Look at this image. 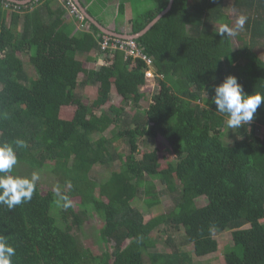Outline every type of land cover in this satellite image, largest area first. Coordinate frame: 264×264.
Here are the masks:
<instances>
[{"label":"trees","instance_id":"16d2710c","mask_svg":"<svg viewBox=\"0 0 264 264\" xmlns=\"http://www.w3.org/2000/svg\"><path fill=\"white\" fill-rule=\"evenodd\" d=\"M44 1L22 7L28 13L23 11L21 34L14 28L17 2L0 0V143H27L16 149L13 175L30 178L34 170L46 169L58 188L44 191L38 180L31 200L13 209L0 204V235L15 248L13 264H194L218 253L215 236L227 231L234 247L224 253L225 264H264V102L250 125L232 130L234 158L225 147L227 114L212 103L215 86L230 75L246 94H264V57L256 51L264 46V0H174L170 11L135 39L151 67L124 52L104 50L97 34H56V26L40 17ZM171 1L153 0L154 9L135 25L133 36ZM231 10L244 18L242 25L230 17ZM9 14L14 25L7 23ZM192 16L202 23L189 25ZM233 24L241 26L239 48L216 34L218 26ZM19 54L28 55L29 62ZM93 54L103 65L81 69L78 57ZM149 70L159 90L142 109ZM81 73L84 87L103 90L113 84L136 113L111 106L100 107L98 114L97 107L85 105L78 93ZM66 107L76 108L72 120L61 118ZM160 135L175 156L162 166L158 148L140 151L141 142ZM98 167L112 171L104 182L94 176ZM163 196L170 197L173 209L149 221L132 206L142 197L151 211ZM75 198L87 200L82 215L103 222L100 243L108 251L102 255L73 234L71 218L80 217L71 205ZM203 198L207 206L198 207ZM173 229L184 231L193 252L175 248L171 254L147 256L152 235Z\"/></svg>","mask_w":264,"mask_h":264},{"label":"rangeland","instance_id":"374dc122","mask_svg":"<svg viewBox=\"0 0 264 264\" xmlns=\"http://www.w3.org/2000/svg\"><path fill=\"white\" fill-rule=\"evenodd\" d=\"M154 6L153 0L149 1V4L147 6V9H151V7ZM230 17L234 19L236 22L240 21L241 17L236 16V12L234 10L230 11ZM202 23L200 18H197L196 16H192L189 20V25L192 24H200ZM89 25H85L83 29H88ZM233 27H225V26H218L216 34L224 38L226 40H232L233 45L235 48H239L241 46V40L238 39V36L242 35V31L240 30L241 26L238 24L237 26L235 24L232 25ZM242 39H249L246 38V36H243ZM256 51L264 57V46L260 45L257 47ZM19 56L25 61L29 62V56L24 54H19ZM85 59V58H84ZM79 66L81 69L84 70H94L97 68V65L94 63H91L89 60H84L83 62L80 61ZM28 69H30V72H32L31 67L28 66ZM34 74V72L32 73ZM80 85L81 87L78 90L79 95L82 98V101L85 105H94V107H97V113L100 114L99 108L101 107L103 110H108L111 106H117V107H126L129 114L134 115L136 111H132L131 108L133 106H125L123 99L118 95L115 86L111 84L108 86V89H101V87H84V74L81 73L80 76ZM112 82L114 83V79H112ZM159 90V87L157 85L156 78H150L148 79L147 85L141 89V93L145 95V99L141 103L142 109H147L150 104L153 101V96L155 93H157ZM204 106V104H203ZM76 112L75 107H66L62 109L61 111V118L64 120H72L74 117V114ZM232 130L233 128H229L227 125L224 128L223 134L225 136V147L231 150V156L234 158V139L232 137ZM264 129L260 131V133H263ZM108 137H110L109 134H106ZM100 136H97L96 139H99ZM158 148L160 150V164L161 166L168 162H174L175 156L172 154V151L166 142V139L160 135L156 140L149 141L145 145L143 142H141V154L146 151H152L154 149ZM118 167H120V164H117ZM115 170V168H114ZM33 172L37 173L39 175V181L43 185L44 191H48L51 189H54V185L56 186V181L53 179L52 174L48 170H34ZM32 172V173H33ZM112 171L110 169L106 168H96L94 172V176L98 177L101 181H106ZM158 185L159 192H164L165 187H163L160 182H156ZM53 186V187H52ZM70 191V188H68ZM144 198L139 197L136 198L132 206L139 210L144 216L146 221H149L153 217L159 216L163 213H168L173 209V203L169 196H163L162 197V204L159 207L154 208L153 210H148V207L144 203ZM85 198H75L72 199L71 205L74 207L75 213L80 215V217L74 219L71 218L74 222V231L73 234L76 235L81 239L84 246L90 249L95 255L99 256L102 255L104 250L106 249L103 244L100 243V232L103 228V222L101 219L96 215L86 216L82 215V208L81 205L83 203H86ZM208 201L207 199H200L198 201V207H205L207 206ZM193 212V210H191ZM82 223V226H79V223ZM249 228V227H246ZM168 236L171 237L170 240L168 239ZM216 240L219 243V251L216 254H213L211 256L196 259L194 264H225V257L224 253L226 251H229L234 247L233 242V236L231 231H227L223 234H217L215 236ZM153 239V240H152ZM151 239V247L149 252L147 251V256L150 254H171L175 248H179L182 250H185L187 252H193V246L186 244V237L184 235V231L182 229H173L169 232V234L164 235L159 232H155L152 235ZM131 242L127 241L123 248L126 249ZM113 246L109 249V252H113ZM108 251V249H106Z\"/></svg>","mask_w":264,"mask_h":264},{"label":"clouds","instance_id":"9594fccd","mask_svg":"<svg viewBox=\"0 0 264 264\" xmlns=\"http://www.w3.org/2000/svg\"><path fill=\"white\" fill-rule=\"evenodd\" d=\"M30 2L24 1L19 4L24 6L30 4ZM76 2L80 6L77 0ZM15 6L20 7L18 4H15ZM244 22L245 20L242 17L239 23L242 25ZM118 37L135 41L134 36L123 37L118 35ZM214 92L212 103L216 105V111L227 114V126L233 129L242 127L245 124L250 125L258 107L264 102V94H246L243 86L238 83V79L231 75L227 76L221 84L215 86ZM13 143L15 147L7 142L0 143V204L7 206L8 209H13L17 205L31 200L36 183L39 180V175L35 172L32 173L30 178L12 174L18 162L16 149L27 147V143L21 139H17ZM64 199L67 200V197H64ZM15 255V248L10 244L7 236L0 235V264H13Z\"/></svg>","mask_w":264,"mask_h":264},{"label":"crops","instance_id":"0c3cea01","mask_svg":"<svg viewBox=\"0 0 264 264\" xmlns=\"http://www.w3.org/2000/svg\"><path fill=\"white\" fill-rule=\"evenodd\" d=\"M20 5V9L13 10L14 12L20 13L19 17L16 18L18 25H15V30H18L23 34L25 30V14L22 10L23 4H19L22 1L30 2L32 0H14ZM81 8L84 7L83 12L86 14L87 22L89 25L88 29H83L79 22L75 21L73 16L68 12L65 5L59 0H45L38 11L40 17L47 24L53 25L56 34L60 35L65 33L66 36L75 37L81 36V34H97V44L103 41L102 37L105 36H123L132 37L133 29L135 25L144 23L146 16L149 12L154 9H147L150 0H77ZM28 13L27 11H25ZM13 14V13H12ZM12 15H8L7 23H12ZM136 22V23H135ZM14 25V24H13ZM149 26V25H148ZM147 26V27H148ZM146 27V28H147ZM145 28V29H146ZM144 29V30H145ZM97 30V31H95ZM141 31L138 36L144 33ZM136 35V36H137ZM135 37V36H134ZM96 64L97 66L103 65V60H95V54L92 58L88 55H82L78 57V60L83 62L85 59Z\"/></svg>","mask_w":264,"mask_h":264},{"label":"built area","instance_id":"2783aa9c","mask_svg":"<svg viewBox=\"0 0 264 264\" xmlns=\"http://www.w3.org/2000/svg\"><path fill=\"white\" fill-rule=\"evenodd\" d=\"M41 0H36L39 2ZM61 1L65 7L68 9L70 14L74 17V20L79 22L80 26L83 28L85 26L87 17L84 12L81 10L80 6L77 4L76 0H59ZM11 6V5H10ZM20 8L17 6V9ZM101 47L106 49H113L115 51L124 52L127 56L133 57L135 59H143L149 67L152 66V60L144 55L140 50L136 41L131 39H125L121 37H113V36H105L101 43ZM148 78H154L155 74L149 70L147 71Z\"/></svg>","mask_w":264,"mask_h":264},{"label":"water","instance_id":"95a60500","mask_svg":"<svg viewBox=\"0 0 264 264\" xmlns=\"http://www.w3.org/2000/svg\"><path fill=\"white\" fill-rule=\"evenodd\" d=\"M173 2H174V0H172L171 1V4H170V7L168 8V10H166L164 13H162L161 15H159L155 20H153L150 24H149V26L144 30V33H142V34H140L139 36L137 35V36H135V37H133V39H138V38H140V37H142V36H144V35H146L151 29H152V27L167 13V12H169L170 11V9L172 8V6H173ZM28 3V2H27Z\"/></svg>","mask_w":264,"mask_h":264}]
</instances>
